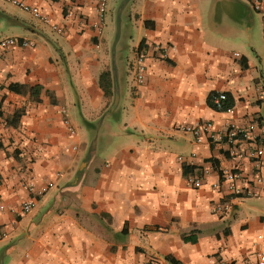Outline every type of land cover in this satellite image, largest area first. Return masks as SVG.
I'll list each match as a JSON object with an SVG mask.
<instances>
[{"label":"crops","instance_id":"crops-1","mask_svg":"<svg viewBox=\"0 0 264 264\" xmlns=\"http://www.w3.org/2000/svg\"><path fill=\"white\" fill-rule=\"evenodd\" d=\"M26 1L62 31L0 0V39L36 42L0 53V264H257L264 168L240 161L238 185L258 194L215 213L230 197L213 184L235 163L186 130L264 125V26L250 0H112L102 32L99 0ZM140 48L142 84L132 70ZM107 71L113 101L101 87ZM214 92L230 94L233 108H212ZM185 166L209 171L201 187ZM51 180L24 214V184Z\"/></svg>","mask_w":264,"mask_h":264},{"label":"built area","instance_id":"built-area-1","mask_svg":"<svg viewBox=\"0 0 264 264\" xmlns=\"http://www.w3.org/2000/svg\"><path fill=\"white\" fill-rule=\"evenodd\" d=\"M109 0H99L98 2V20L93 24L94 28L99 32L103 31L105 24V16L107 13V6ZM11 2L17 7L30 12L35 18L41 20L44 23L50 24L52 29L56 32H61L62 27L58 24L53 23L51 17L46 14L40 7L29 4L26 0H11ZM253 9L262 15V21L264 26V0H250ZM36 42L30 39L7 37L0 39V53L5 51L9 47H34ZM156 48L160 51L163 57L166 58L165 47L157 45ZM238 56L239 53H236ZM147 52L144 48H140L136 52L135 65L133 64V72L138 83L142 84L145 81L147 66ZM212 103L216 110L219 111H230L224 110V101L227 99L226 92H215L211 96ZM66 113V110H62ZM68 126L70 133L76 134V129L71 125L69 119L64 120ZM253 124L257 127L258 131L252 129H246L238 125L235 121H227L222 129H215V125L212 121L206 120L197 123L194 126L186 128L190 131L197 143L209 142L211 144L222 145L225 152L234 161V166L231 168L223 169L220 173V179L213 184V187L227 191L229 195L228 201L219 202L213 207L215 213H228L233 209L231 199L244 195H257L258 192L251 187H242L238 185V181L243 177L242 170L238 164L240 161L250 160L254 166L256 173H260L264 168V125L259 121H254ZM247 144L248 147H244L243 144ZM182 159V157H180ZM209 173L206 169L196 168L187 177L188 182L195 188H199L204 184V178ZM59 176V172L56 173ZM256 183H262V177L258 175ZM53 185V181H49L40 189H37L34 182H27L24 184L28 190L30 197L22 204V212L24 214L32 211L36 204L39 196L45 194L49 187ZM5 236V231L0 228V238ZM260 240L264 243V236H259ZM204 264H231L223 259L209 258ZM257 264H264V247L258 253Z\"/></svg>","mask_w":264,"mask_h":264},{"label":"trees","instance_id":"trees-1","mask_svg":"<svg viewBox=\"0 0 264 264\" xmlns=\"http://www.w3.org/2000/svg\"><path fill=\"white\" fill-rule=\"evenodd\" d=\"M112 77H113V75H112V72H110V71L104 72L101 75V87L108 94H112L114 92L113 91L114 86H113V78ZM214 93H212V94H214ZM212 94L209 96L208 102L212 108L216 109L217 107H215L214 104L212 103V99H211ZM234 104H235V101H234L233 97L230 94H227V99L224 101V106H223L224 110L232 109ZM195 169H196V167L185 166V172L187 175L192 173ZM220 173H221V171H220ZM184 240H186L188 242H196L197 241V239L194 238L193 236H186V237H184Z\"/></svg>","mask_w":264,"mask_h":264},{"label":"rangeland","instance_id":"rangeland-1","mask_svg":"<svg viewBox=\"0 0 264 264\" xmlns=\"http://www.w3.org/2000/svg\"><path fill=\"white\" fill-rule=\"evenodd\" d=\"M111 1H112V0H109V4H108V6H107V12H108V7H109ZM106 14H107V13H106ZM112 73H113V72H112ZM113 94H114V92H113L111 95L108 96V98H110L111 101H113Z\"/></svg>","mask_w":264,"mask_h":264},{"label":"water","instance_id":"water-1","mask_svg":"<svg viewBox=\"0 0 264 264\" xmlns=\"http://www.w3.org/2000/svg\"><path fill=\"white\" fill-rule=\"evenodd\" d=\"M119 92H118V87H117V90H116V93H115V103H117L118 99H119Z\"/></svg>","mask_w":264,"mask_h":264}]
</instances>
